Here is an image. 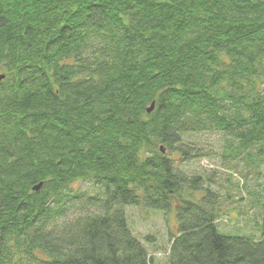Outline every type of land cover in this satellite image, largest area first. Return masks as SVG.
Instances as JSON below:
<instances>
[{"label": "trees", "instance_id": "obj_1", "mask_svg": "<svg viewBox=\"0 0 264 264\" xmlns=\"http://www.w3.org/2000/svg\"><path fill=\"white\" fill-rule=\"evenodd\" d=\"M1 74L0 264H155L130 207L175 216L167 264H264V0H0ZM207 133L261 238L183 170Z\"/></svg>", "mask_w": 264, "mask_h": 264}, {"label": "rangeland", "instance_id": "obj_2", "mask_svg": "<svg viewBox=\"0 0 264 264\" xmlns=\"http://www.w3.org/2000/svg\"><path fill=\"white\" fill-rule=\"evenodd\" d=\"M189 137H191L192 143L200 146L204 153L210 154L201 155L188 161L183 170L190 176L195 174L203 175V177L211 175L213 180L217 181L212 189L223 197L220 200L223 213L218 221L220 232L261 238L255 215L261 217L262 211L259 206H252L255 196L248 192L249 189L254 191L257 188L256 170L252 169L243 157L231 159L230 165L225 164L224 159L217 155L223 151V147L221 148L224 143L222 135L207 133L203 134L201 138L196 135ZM228 177L230 182H227ZM205 184L210 187L209 185L213 184V181L206 180ZM237 185L243 187V190H240ZM74 187L93 191L87 182L76 183ZM126 212L133 233L140 240L145 241V237L148 235L156 237L157 246L155 248L147 244L152 250L151 254L155 264H167L171 249L170 234H174L177 230L175 216L169 215L166 218L162 212L156 213L142 207H130Z\"/></svg>", "mask_w": 264, "mask_h": 264}, {"label": "water", "instance_id": "obj_3", "mask_svg": "<svg viewBox=\"0 0 264 264\" xmlns=\"http://www.w3.org/2000/svg\"><path fill=\"white\" fill-rule=\"evenodd\" d=\"M4 78H5V75H4V74H1V75H0V82H1ZM153 109H154V105L152 104V106L148 109V111L151 112V111H153ZM161 150H162L163 152L166 151L165 148H164V146H161ZM41 184H42V183H39L38 185L34 186V189H35V190H39L40 187L42 186Z\"/></svg>", "mask_w": 264, "mask_h": 264}]
</instances>
